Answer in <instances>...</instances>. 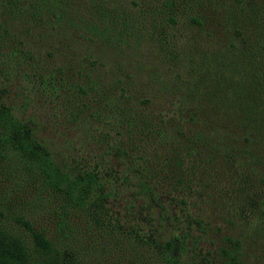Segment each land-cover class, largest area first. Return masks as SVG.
<instances>
[{
  "label": "rangeland",
  "instance_id": "rangeland-1",
  "mask_svg": "<svg viewBox=\"0 0 264 264\" xmlns=\"http://www.w3.org/2000/svg\"><path fill=\"white\" fill-rule=\"evenodd\" d=\"M124 1L50 0L48 6L41 7L48 11L42 22L36 5L43 0H0L1 13L7 14L5 9L11 10L12 4L14 12L23 16L4 35L17 52L12 63L8 61L12 50L0 43V102L10 106L34 131L61 167L73 174L94 172L105 193L99 218L89 220L79 210L62 209L57 192L38 193L29 174L19 188L11 181L13 177L7 182L0 175V195L9 203L7 226L24 237L28 249L32 248L31 235L25 219L51 240L59 230L61 253H71V264H164L160 245L169 239H173V255L181 261L222 264L219 250L236 241L229 237L227 212L222 213L223 207H215L212 200H216L215 205L221 201L222 188L209 186L211 180L192 170L181 179L173 178L164 172L163 162L154 153L152 131L161 125V114L164 122L175 121L171 105L164 104L161 96L149 97L155 90L153 84L134 93L139 99L146 96V100L130 98L122 104V94L116 87L109 88L108 78V85L97 81L106 78L99 75L112 71L109 64L95 61L107 44L94 27L100 30L111 25L96 13L105 12L112 19L115 10L122 12ZM156 2L160 3L156 10H161L163 3L167 14L178 16L177 11L187 10L183 0H149L145 6L151 9ZM25 17L34 21L28 19L32 25L39 22L38 27L29 28ZM158 19V26L169 23L166 17ZM119 23L113 22L116 26ZM133 76L137 83L146 79L134 72ZM118 103L126 117H133L129 121L136 122L137 136L123 133L131 127L124 114H107ZM234 205L229 211L241 217L244 208ZM60 221L66 225H58ZM237 243L240 257L236 253L232 256L246 259L245 251L252 241L243 238ZM259 247L263 248L261 254ZM263 253L264 243L252 247L249 261L264 264Z\"/></svg>",
  "mask_w": 264,
  "mask_h": 264
},
{
  "label": "trees",
  "instance_id": "trees-1",
  "mask_svg": "<svg viewBox=\"0 0 264 264\" xmlns=\"http://www.w3.org/2000/svg\"><path fill=\"white\" fill-rule=\"evenodd\" d=\"M49 1L36 5L40 20L48 15L41 7ZM148 1L125 0L122 12L115 10L112 19L105 12L96 13L111 25L100 30L94 27L107 44L95 61L109 64L112 71L99 75L106 78L97 81L108 85L110 80L109 88L119 90L122 104L126 99L138 100L135 91L153 84L155 90L149 97L161 96L164 104L171 105L175 121L164 122L161 114V125L151 134L155 155L173 178L181 179L192 170L211 180L209 186L222 188L221 201L215 205L216 200L211 199L215 207H223L222 213L227 212L229 237L236 241L219 250L220 261L252 264L251 248L264 243V0H183L187 10L177 11L178 16L167 14L163 3L162 9L156 10L159 2L147 9ZM10 6L11 10L5 9L7 14L0 12L1 47L12 50L8 61L17 52L4 35L23 17ZM159 16L169 23L158 26ZM28 19L34 21L25 17L29 28L38 27L39 22L32 25ZM116 20H120L119 26L113 24ZM89 41L94 43L92 38ZM133 72L145 81L137 83ZM144 100L146 96L139 99ZM110 108L107 114H124L119 103ZM124 118L131 127L123 133L137 136L136 122L129 121L133 117L124 114ZM25 174L30 175V184L38 193L51 190L60 194L62 209L79 210L89 220L99 218L105 198L101 179L94 172L73 174L61 167L34 131L0 102V175L7 182L13 177L11 181L19 188L27 181ZM233 202L244 208L241 217L229 211L235 207ZM8 204L1 193L0 264L73 263L70 252L67 256L61 253L59 230L51 240L25 219L31 235L32 248L28 249L24 237L7 226ZM59 224L66 225L64 221ZM243 238L252 243L245 251L246 259H238L241 248L237 241ZM173 248V239L160 245L164 264H188L173 255ZM257 251L261 254L263 248Z\"/></svg>",
  "mask_w": 264,
  "mask_h": 264
}]
</instances>
